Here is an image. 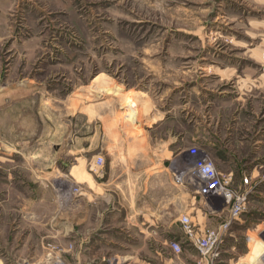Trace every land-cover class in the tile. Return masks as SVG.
I'll return each mask as SVG.
<instances>
[{
	"label": "rangeland",
	"instance_id": "1",
	"mask_svg": "<svg viewBox=\"0 0 264 264\" xmlns=\"http://www.w3.org/2000/svg\"><path fill=\"white\" fill-rule=\"evenodd\" d=\"M151 109L169 119L148 130ZM193 148L251 190L218 264H264V0H0V264L63 259L51 227L98 156L174 149L176 174Z\"/></svg>",
	"mask_w": 264,
	"mask_h": 264
},
{
	"label": "crops",
	"instance_id": "2",
	"mask_svg": "<svg viewBox=\"0 0 264 264\" xmlns=\"http://www.w3.org/2000/svg\"><path fill=\"white\" fill-rule=\"evenodd\" d=\"M152 110L141 117L145 127L150 123L148 130L169 119H156ZM215 140L217 145L221 144L219 136ZM111 150L113 158L103 170L92 164L89 181L94 188L76 197L57 215L51 227L55 247L62 248L61 256L67 264H104L109 259L128 264H159L160 245L167 250L170 261L169 242L184 239L176 221L180 220L179 213L191 204L183 185L175 187L174 149ZM185 154L189 157L188 150ZM110 187L113 194L107 192ZM211 214L215 213L204 214L201 226L215 227ZM228 216L229 213L224 220ZM42 260L41 256L33 264ZM181 260L196 264L199 255L185 245ZM26 261L25 254L24 264H28Z\"/></svg>",
	"mask_w": 264,
	"mask_h": 264
},
{
	"label": "built area",
	"instance_id": "3",
	"mask_svg": "<svg viewBox=\"0 0 264 264\" xmlns=\"http://www.w3.org/2000/svg\"><path fill=\"white\" fill-rule=\"evenodd\" d=\"M188 155L193 160V166L176 172V183L183 186L193 185L200 198L210 201V205H206L209 212L217 213V202H221L223 208L228 209L229 216L215 227H203L188 215H183L180 224L184 239L169 242L172 251L169 264H187L181 260L185 245L192 247L198 253L199 260L196 264H218L233 223L246 211L251 190L237 191L232 186V175L220 173L205 151L193 148L189 149ZM104 163V158L98 156L95 165L103 167ZM244 184L250 185V180L246 178ZM55 264L67 263L60 258ZM105 264L128 263L109 259Z\"/></svg>",
	"mask_w": 264,
	"mask_h": 264
},
{
	"label": "bare ground",
	"instance_id": "4",
	"mask_svg": "<svg viewBox=\"0 0 264 264\" xmlns=\"http://www.w3.org/2000/svg\"><path fill=\"white\" fill-rule=\"evenodd\" d=\"M263 244H259L258 246H259V248L258 249H260V247L262 246Z\"/></svg>",
	"mask_w": 264,
	"mask_h": 264
}]
</instances>
